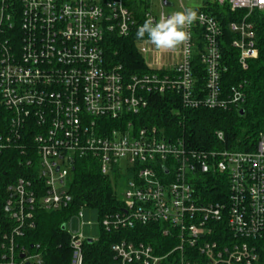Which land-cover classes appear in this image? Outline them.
Segmentation results:
<instances>
[{"label": "built area", "instance_id": "built-area-1", "mask_svg": "<svg viewBox=\"0 0 264 264\" xmlns=\"http://www.w3.org/2000/svg\"><path fill=\"white\" fill-rule=\"evenodd\" d=\"M182 10L187 7L179 0ZM0 0V156L17 151L23 175L0 177V264H43L18 242L36 226L37 209L74 200L69 183L77 160L95 158L115 185L121 208L100 224L110 232L158 224L174 245L122 238L112 264H264V130L250 149L195 148L175 130L142 124L152 95L172 93L180 125L185 110H238L245 82L224 88L214 8L236 15L230 45L248 69L259 56L257 26L264 0H201L191 39L161 52L136 39L151 16H168L171 0ZM134 37L150 69L128 73L108 56L113 38ZM165 54L170 58L165 61ZM151 65H154L151 66ZM226 143L223 130L215 132ZM123 188V197L119 190ZM82 203L73 213L82 218ZM72 214V215H73ZM71 215V216H72ZM70 216V218H71ZM68 220V219H67ZM71 235L70 264H86V238ZM24 254V257L21 255Z\"/></svg>", "mask_w": 264, "mask_h": 264}, {"label": "trees", "instance_id": "trees-1", "mask_svg": "<svg viewBox=\"0 0 264 264\" xmlns=\"http://www.w3.org/2000/svg\"><path fill=\"white\" fill-rule=\"evenodd\" d=\"M214 13L224 26L220 47L222 64L226 67L222 74L223 87L230 88L239 81L245 82L246 101L238 110L198 108L185 110L182 124L179 115L172 109L181 108L178 100L170 92L152 95L151 102L144 112L142 124L157 125L166 130L184 134L195 148L230 147L250 149L255 146L258 134L264 130V23L261 19L257 26L259 56L250 61L248 69H242L238 62V51L230 45L234 34L228 24L236 15L227 9L215 7ZM109 59L115 64H123L128 73L137 70L148 71L143 55L139 52L134 37L113 38L109 41ZM241 110L244 113L241 114ZM223 130L226 143L216 140L215 132ZM17 151H7L0 156V177L4 173L13 176L23 175ZM23 159V158H22ZM70 193L74 200L68 206L56 210L37 209L36 226L28 229L18 238V242L34 252L39 245L43 264H70L72 248L71 235L63 224L80 207L87 203L99 210L100 220L106 213L121 208L113 180L103 175L98 161L92 156L77 160L70 177ZM0 215H2L0 213ZM122 238L142 240L151 243L160 252L168 251L174 243L162 235L160 225H137L133 229L110 232L101 225L97 239L84 242L86 264H112L114 256L112 244ZM1 239V232H0ZM164 264H176L169 258Z\"/></svg>", "mask_w": 264, "mask_h": 264}, {"label": "clouds", "instance_id": "clouds-1", "mask_svg": "<svg viewBox=\"0 0 264 264\" xmlns=\"http://www.w3.org/2000/svg\"><path fill=\"white\" fill-rule=\"evenodd\" d=\"M194 7H187L171 15L161 14L158 20L147 17L137 28L136 39L150 43L161 52L175 51L191 39L190 27L199 19Z\"/></svg>", "mask_w": 264, "mask_h": 264}, {"label": "rangeland", "instance_id": "rangeland-1", "mask_svg": "<svg viewBox=\"0 0 264 264\" xmlns=\"http://www.w3.org/2000/svg\"><path fill=\"white\" fill-rule=\"evenodd\" d=\"M174 2L173 6L166 7V12H176L182 11V7L179 0H171ZM201 0H183L185 5L196 6L197 3ZM152 10L156 15H159L162 11L161 0H153ZM164 58H170L169 54H165ZM154 67V65H151ZM119 196L122 198L123 188L119 190ZM68 228L74 232L79 233L86 238H98L101 233V224H100V213L99 210L95 207H84L82 208V218L74 214L69 217L67 220Z\"/></svg>", "mask_w": 264, "mask_h": 264}, {"label": "water", "instance_id": "water-1", "mask_svg": "<svg viewBox=\"0 0 264 264\" xmlns=\"http://www.w3.org/2000/svg\"><path fill=\"white\" fill-rule=\"evenodd\" d=\"M164 1H166V0H164ZM240 112H241V114H243V113H244V110H241ZM63 229H65V224H63ZM90 240H91V239H90ZM21 257H24V254H22ZM26 264H30V263L27 262Z\"/></svg>", "mask_w": 264, "mask_h": 264}, {"label": "crops", "instance_id": "crops-1", "mask_svg": "<svg viewBox=\"0 0 264 264\" xmlns=\"http://www.w3.org/2000/svg\"><path fill=\"white\" fill-rule=\"evenodd\" d=\"M165 59V61H168V58H164Z\"/></svg>", "mask_w": 264, "mask_h": 264}]
</instances>
